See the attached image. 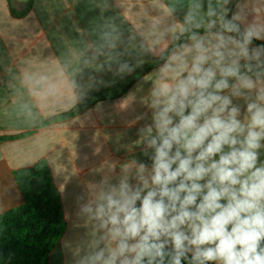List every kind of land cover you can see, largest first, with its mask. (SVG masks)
Wrapping results in <instances>:
<instances>
[{"label":"crops","instance_id":"crops-1","mask_svg":"<svg viewBox=\"0 0 264 264\" xmlns=\"http://www.w3.org/2000/svg\"><path fill=\"white\" fill-rule=\"evenodd\" d=\"M197 2L193 23L209 0H0V214L24 203L14 171L47 160L66 221L49 264H80L93 251L96 222L85 209L101 181L116 183L132 160L151 167L141 129L152 124L166 63L191 44H180L189 35L180 33ZM225 7L226 19L239 14L241 31L264 23V0ZM137 76L121 96L85 105ZM233 102L243 111L244 100Z\"/></svg>","mask_w":264,"mask_h":264},{"label":"clouds","instance_id":"clouds-1","mask_svg":"<svg viewBox=\"0 0 264 264\" xmlns=\"http://www.w3.org/2000/svg\"><path fill=\"white\" fill-rule=\"evenodd\" d=\"M228 2L209 0L194 23L202 5L190 7L180 35L191 44L166 63L141 129L151 167L132 160L92 193L80 264H264V45L252 47L264 23L241 31Z\"/></svg>","mask_w":264,"mask_h":264},{"label":"trees","instance_id":"trees-1","mask_svg":"<svg viewBox=\"0 0 264 264\" xmlns=\"http://www.w3.org/2000/svg\"><path fill=\"white\" fill-rule=\"evenodd\" d=\"M195 32L204 33L205 29ZM252 44L264 45L255 39ZM165 57L145 67L138 76L159 65ZM138 76L89 97L85 105L121 96ZM51 175L45 159L14 171L24 203L0 214V264H49V254L66 228L61 197Z\"/></svg>","mask_w":264,"mask_h":264}]
</instances>
